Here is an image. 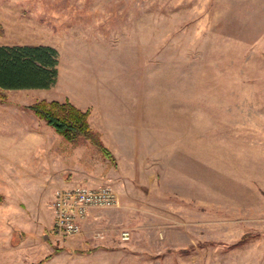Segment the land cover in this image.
Here are the masks:
<instances>
[{
    "label": "rangeland",
    "instance_id": "obj_1",
    "mask_svg": "<svg viewBox=\"0 0 264 264\" xmlns=\"http://www.w3.org/2000/svg\"><path fill=\"white\" fill-rule=\"evenodd\" d=\"M0 25L60 53L54 86L0 103V264H264V0H0ZM41 99L89 109L115 162L84 138L15 143L54 130ZM80 183L118 204L59 234L55 189Z\"/></svg>",
    "mask_w": 264,
    "mask_h": 264
},
{
    "label": "trees",
    "instance_id": "obj_2",
    "mask_svg": "<svg viewBox=\"0 0 264 264\" xmlns=\"http://www.w3.org/2000/svg\"><path fill=\"white\" fill-rule=\"evenodd\" d=\"M2 30L0 25V35ZM59 61L58 49L50 44H0V103L7 101L8 90L54 86ZM27 107L67 141L88 139L115 162L112 151L92 129L89 109L83 110L69 99H41Z\"/></svg>",
    "mask_w": 264,
    "mask_h": 264
},
{
    "label": "built area",
    "instance_id": "obj_3",
    "mask_svg": "<svg viewBox=\"0 0 264 264\" xmlns=\"http://www.w3.org/2000/svg\"><path fill=\"white\" fill-rule=\"evenodd\" d=\"M118 204L115 189L111 185L91 186L84 183L59 188L55 191L51 209L53 229L59 234L75 235L94 209L110 208ZM123 240L131 237L129 230L121 233Z\"/></svg>",
    "mask_w": 264,
    "mask_h": 264
},
{
    "label": "crops",
    "instance_id": "obj_4",
    "mask_svg": "<svg viewBox=\"0 0 264 264\" xmlns=\"http://www.w3.org/2000/svg\"><path fill=\"white\" fill-rule=\"evenodd\" d=\"M5 44H9V43H5ZM12 44H15V43H12ZM82 107V106H81ZM84 108V107H83ZM28 115H30V114H28ZM32 115V114H31ZM37 120H38V118H37ZM39 123V122H38ZM23 125H21V129L24 131V134L23 135H21V136H17V137H15L16 138V141H15V143H22V142H24V143H30V144H35L36 143V141L38 142V139H41L42 137H46V138H48V137H51L53 134L55 135V137H56V139H61L58 135V133L57 132H55L54 130H52V129H50V128H48L47 126H44L45 127V130L44 131H40L39 130V128L40 127H38V125L36 124V125H34L33 124V122L31 123H29V122H24V123H22ZM41 124V123H40ZM92 124V123H91ZM47 125V124H46ZM92 127L94 128V129H96L95 127H94V125L92 124ZM57 133V134H56ZM50 135V136H49ZM62 137V136H61ZM14 138V139H15ZM7 139H10V138H8L6 135H4V136H2V137H0V141H2V142H6L7 143V141H10V140H12V138L10 139V140H7ZM64 150L62 151V154H64ZM21 168L23 167V165H19ZM4 173H6V172H3V174ZM8 174V173H7ZM8 176H10V174H8ZM5 184V183H4ZM3 186H8V185H3ZM6 189H9V188H7L6 187ZM5 189V190H6ZM57 189V188H56ZM56 189H55V191H56ZM1 192H3V191H1ZM20 192V191H19Z\"/></svg>",
    "mask_w": 264,
    "mask_h": 264
}]
</instances>
